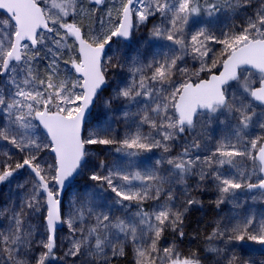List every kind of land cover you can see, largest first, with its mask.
I'll return each instance as SVG.
<instances>
[{
    "label": "snow or ice",
    "instance_id": "1",
    "mask_svg": "<svg viewBox=\"0 0 264 264\" xmlns=\"http://www.w3.org/2000/svg\"><path fill=\"white\" fill-rule=\"evenodd\" d=\"M0 10V144L19 157L0 153V184L27 173L0 208V264H118L128 248L133 264H253L234 248L264 246V216L208 225L211 257L177 242L210 186L216 208L240 209L243 191L264 202V0H0ZM201 14L231 22L189 33ZM141 30L171 47L107 55L113 38ZM97 108L108 120L89 127ZM93 146L123 162L94 163ZM241 162L250 171L225 170ZM85 173L91 187L65 203Z\"/></svg>",
    "mask_w": 264,
    "mask_h": 264
},
{
    "label": "rangeland",
    "instance_id": "2",
    "mask_svg": "<svg viewBox=\"0 0 264 264\" xmlns=\"http://www.w3.org/2000/svg\"><path fill=\"white\" fill-rule=\"evenodd\" d=\"M0 18H2V13H0ZM230 22L231 21L229 20V18L224 15H220L219 17L215 18H209L206 14H201L198 17H193L188 26V31L189 33L195 32L198 28L206 26L219 34V32L225 27V25L229 24ZM150 26L151 25H149V27ZM168 47L171 46H166V42L151 40L147 36V31L141 30L136 31L134 37L127 41L113 38L111 47L109 48L107 55H113L114 52L119 51L124 54L126 58H130L138 49L140 51L147 50L150 53H163L168 50ZM212 47L217 51L219 50V46L217 45H212ZM188 65H192L191 60L188 61ZM104 98H106V95ZM102 112V108L93 109V112L89 117V127H94L97 125V123L104 124L107 122L108 117L103 115L100 116L99 121L97 120V114ZM112 126L119 129L122 134V125L113 123ZM4 151H13L14 159L19 158L15 155L14 150H12L9 145L0 144V153ZM90 151L97 154L94 157V163L98 162L99 159H105L109 164L114 161L116 163L123 162V158L120 155L116 154L110 147L93 146ZM176 151H179V149H177ZM159 155V151H156L155 153H148L140 157V160L143 161V164L141 166L150 165ZM225 170L232 172L250 171L249 168L244 166L243 162L240 163V166L238 168H230L229 166H225ZM26 176L27 173L22 172V174H18L17 178L11 183L5 182L3 184H0V208L7 206L10 200L16 199V184L18 182H22ZM91 183L92 182L87 181V173L76 176L74 182L68 188V196L65 199V203H67L68 199L74 193L81 192L86 188H90ZM111 195V193H103L100 202L106 203L104 197H110ZM252 195V193H249L247 191L239 192L237 194V199L242 207L240 209H235L232 203L227 202L222 204L219 208H216V192L211 188V186L209 187V190L199 193L198 198L203 201V207L199 208V210L191 212L189 214L190 217L192 216L191 218L188 215V219L185 222L186 235L183 240H178V249L185 253L199 250V253L202 256L207 255L208 257H211L210 253L204 252V248L206 247L204 243V231H211V228L208 227V225L213 224L221 217L244 216L252 214L259 219L260 217L264 216V202L260 200H253ZM0 222L6 223V221H2V218H0ZM197 231L201 233L198 239L194 238V234ZM65 235L66 229L60 228L58 232L59 238L63 239ZM37 239H39V237H37ZM171 239L172 237L171 235H169L165 240L161 242L162 246H167V244L171 242ZM127 250L130 255V263L133 264L132 250L131 248H128ZM234 251L236 255L240 257L241 261L247 260L253 262V264H264V250H262L260 247L258 248L256 243L254 242L244 241L236 244ZM120 259L118 261V264H123L120 262ZM204 264H212V260L206 259Z\"/></svg>",
    "mask_w": 264,
    "mask_h": 264
},
{
    "label": "trees",
    "instance_id": "3",
    "mask_svg": "<svg viewBox=\"0 0 264 264\" xmlns=\"http://www.w3.org/2000/svg\"><path fill=\"white\" fill-rule=\"evenodd\" d=\"M65 199H66V198H65ZM189 217H190V215H189ZM191 217H192V216H191ZM191 217H190V218H191ZM190 218H189V219H190ZM256 245H257L258 248H259V244H256ZM127 252H128V250H127ZM120 262L123 263V264H131V263H130V255H129V253H128L127 257H123V258H121V259H120Z\"/></svg>",
    "mask_w": 264,
    "mask_h": 264
},
{
    "label": "water",
    "instance_id": "4",
    "mask_svg": "<svg viewBox=\"0 0 264 264\" xmlns=\"http://www.w3.org/2000/svg\"><path fill=\"white\" fill-rule=\"evenodd\" d=\"M0 13H2V10H0ZM121 39L124 40L123 38H121ZM109 47H110V46H106V53H107ZM73 71H74V70H73ZM41 131H42V130H41ZM73 180H74V179H73ZM73 180L69 182V185L73 182ZM69 185H68V187H69ZM260 246H261V245H260ZM261 248L264 250V246H261Z\"/></svg>",
    "mask_w": 264,
    "mask_h": 264
}]
</instances>
